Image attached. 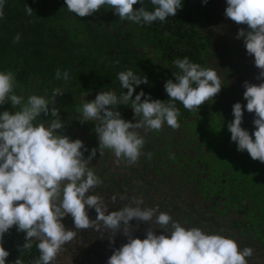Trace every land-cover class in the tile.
<instances>
[{"label":"trees","instance_id":"trees-1","mask_svg":"<svg viewBox=\"0 0 264 264\" xmlns=\"http://www.w3.org/2000/svg\"><path fill=\"white\" fill-rule=\"evenodd\" d=\"M26 6L32 8L31 16ZM140 6L139 0L133 5ZM143 6L153 7L149 0ZM225 7L226 0H182L175 16L140 25L121 20L111 8L101 7L81 17L68 11L65 0H6L0 18V70L15 74L14 90L25 98L30 94L51 97L53 88L62 89L49 105L58 109L64 121L57 131L80 138L87 146L84 156L97 148L89 166L103 183L92 191L104 198L109 210L134 206L132 198L141 197L142 207L158 206L186 227L232 237L240 248L251 246L248 264H264V162L251 158L246 150L238 151L227 127L233 103L239 101L242 108L246 103L243 82L260 83L256 78L260 70L243 39L236 36L247 25L227 17ZM17 33L20 40L13 42ZM184 56L217 71L222 82L219 93L198 111L177 101L178 128L165 123L159 130L137 129L145 139V155L135 164L123 159L115 163L117 158L109 149L101 155L95 122L81 121L83 103L99 91L126 92L117 73L128 68L148 80L134 87L133 98L142 89L149 99L167 102L164 83L175 80L178 69L173 61ZM57 69H67L71 78L57 79ZM116 107L124 119H139L130 105ZM5 109L11 112L18 106L6 101L0 105V111ZM253 118L254 113L245 109L241 123L250 133ZM38 119L50 123L51 113H41ZM88 215L94 219L95 209H89ZM61 219L65 227H74L70 214ZM129 224L132 235L140 238L148 227L157 234L164 231L154 221L140 222L135 228L133 218ZM74 230L76 237L63 246L70 264H106L113 249L127 241L122 231L111 237L112 230L103 227ZM24 240V232L15 226L4 234L3 246L9 251L6 264H14L17 257L24 264H34L39 256L37 241L34 238L31 248L24 249Z\"/></svg>","mask_w":264,"mask_h":264},{"label":"clouds","instance_id":"clouds-1","mask_svg":"<svg viewBox=\"0 0 264 264\" xmlns=\"http://www.w3.org/2000/svg\"><path fill=\"white\" fill-rule=\"evenodd\" d=\"M5 2L0 0V18L4 16ZM137 2L65 0L68 11L78 16L91 15L101 7L111 8L121 20L140 25L164 22L182 7V0H149L153 6L150 10L143 6L144 0H139L141 6L134 8ZM25 12L31 16L33 10L26 6ZM224 14L237 24L247 25V29L239 28L236 36L243 39L247 54L253 56L254 65L260 70L256 75L260 83L243 82V108L239 101L232 105L233 117L227 124L230 139L238 151L246 150L251 158L264 162V0H226ZM19 40L17 33L13 42ZM173 63L178 70L173 73L175 80L164 83L167 102L149 99L150 94L142 89L133 98L134 87L148 80L128 68L117 73L126 92L117 95L113 90L99 91L94 99L83 103L81 121L95 122L101 155L109 149L117 158L115 163L123 159L135 164L145 155V139L137 129L159 130L165 123L178 128L177 101L188 110L198 111L221 90L222 82L214 68L203 67L188 56ZM55 76L65 81L71 78L67 69H57ZM15 80L13 72L0 70V105L8 101L12 107L18 106L11 112L0 111V264H6L9 255L3 237L12 226L24 232V249H30L36 239L39 256L34 264H53L62 247L76 237L74 229L99 231L102 227L112 230L111 237L118 231L127 236L125 243L113 249L106 264H248L247 258L254 251L251 246L240 248L232 237L198 226L186 227L168 212L159 211L158 206L142 207L141 197L132 198L134 206L109 210L104 198L92 191L103 183L89 166L97 148L84 156L87 146L80 138L72 139L57 131L63 129L64 121L59 118L58 109L49 105L55 95L63 93L62 89L53 88L51 97L30 94L25 98L15 92ZM118 104L130 105L139 119H124ZM245 109L254 113L251 133L242 127ZM41 113H51L50 123L39 121ZM151 156V152L147 153L149 159ZM111 199L115 202L116 196ZM89 209H95L94 219L89 217ZM67 214L72 217V228L62 222ZM133 218L135 228L140 222L154 221L164 231L157 234L148 227L143 238L134 236L133 225L129 224ZM14 264L24 262L17 257Z\"/></svg>","mask_w":264,"mask_h":264},{"label":"rangeland","instance_id":"rangeland-1","mask_svg":"<svg viewBox=\"0 0 264 264\" xmlns=\"http://www.w3.org/2000/svg\"><path fill=\"white\" fill-rule=\"evenodd\" d=\"M68 250V249H67ZM65 251V249H61V251L57 254V257L55 259V261L57 262V264H70V260L67 259V253Z\"/></svg>","mask_w":264,"mask_h":264}]
</instances>
